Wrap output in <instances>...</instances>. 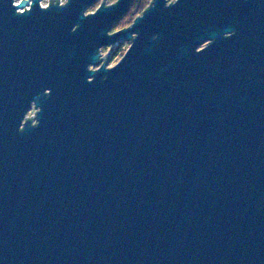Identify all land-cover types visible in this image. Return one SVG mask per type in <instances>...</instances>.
Masks as SVG:
<instances>
[{
	"label": "water",
	"instance_id": "1",
	"mask_svg": "<svg viewBox=\"0 0 264 264\" xmlns=\"http://www.w3.org/2000/svg\"><path fill=\"white\" fill-rule=\"evenodd\" d=\"M49 1L0 0V264H264V0Z\"/></svg>",
	"mask_w": 264,
	"mask_h": 264
},
{
	"label": "trees",
	"instance_id": "2",
	"mask_svg": "<svg viewBox=\"0 0 264 264\" xmlns=\"http://www.w3.org/2000/svg\"><path fill=\"white\" fill-rule=\"evenodd\" d=\"M152 0H133L131 4V8L128 14H126V19L119 21L115 24L117 30H121L129 27L136 17L141 15L151 4ZM123 24V27L119 29V25ZM128 48V44H117L115 47H112L111 56L109 59V64H115L116 61L120 60L125 54Z\"/></svg>",
	"mask_w": 264,
	"mask_h": 264
},
{
	"label": "rangeland",
	"instance_id": "3",
	"mask_svg": "<svg viewBox=\"0 0 264 264\" xmlns=\"http://www.w3.org/2000/svg\"><path fill=\"white\" fill-rule=\"evenodd\" d=\"M60 1H61L62 3H65V2H66V0H60ZM103 1H105L106 3H109L110 1H117V0H99V2H97V3L94 4V5H92V7L89 8V9L87 10V13H88V12H91V11H93V10H96L99 6H101L100 4H101ZM49 3H50L49 0H42V5H43V6H47ZM123 19H126V16H125ZM123 19H122V20H123ZM122 20H121V21H122ZM121 27H123V24H120V25H119V29H121ZM113 31H114V32L117 31L115 25H114V27H113ZM125 44H128V47H129V43H125ZM107 49H109V48H105V47H104V49H103L102 51H103V52L108 51ZM127 49H128V48H127ZM118 62H119V60L116 61V63H118ZM33 111H34V110H31V111L29 112L30 117H32V116L34 115V112H33ZM28 117H29V115H28Z\"/></svg>",
	"mask_w": 264,
	"mask_h": 264
},
{
	"label": "flooded vegetation",
	"instance_id": "4",
	"mask_svg": "<svg viewBox=\"0 0 264 264\" xmlns=\"http://www.w3.org/2000/svg\"><path fill=\"white\" fill-rule=\"evenodd\" d=\"M44 7H46V6H44ZM118 44H119V43H118ZM116 45H117V44H116ZM112 47H115V46H112ZM112 47H109V49H107V50H111L110 53L112 52ZM103 49H104V48H103ZM103 49H102V50H103ZM102 55H103V57L105 58L106 53H105V55H104V53H103V51H102ZM109 63H110V62H109V60H108V67H112V66H114V65L116 64V63H115V64L110 65ZM33 112L35 113V111H33Z\"/></svg>",
	"mask_w": 264,
	"mask_h": 264
}]
</instances>
